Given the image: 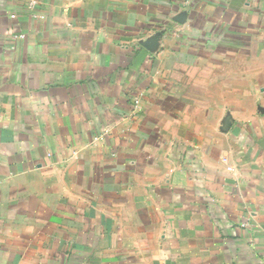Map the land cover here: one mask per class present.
Returning <instances> with one entry per match:
<instances>
[{
  "label": "crops",
  "instance_id": "crops-1",
  "mask_svg": "<svg viewBox=\"0 0 264 264\" xmlns=\"http://www.w3.org/2000/svg\"><path fill=\"white\" fill-rule=\"evenodd\" d=\"M0 264H264V0H0Z\"/></svg>",
  "mask_w": 264,
  "mask_h": 264
},
{
  "label": "built area",
  "instance_id": "built-area-1",
  "mask_svg": "<svg viewBox=\"0 0 264 264\" xmlns=\"http://www.w3.org/2000/svg\"><path fill=\"white\" fill-rule=\"evenodd\" d=\"M34 3H35V1H31V3H30V4H31V5H33Z\"/></svg>",
  "mask_w": 264,
  "mask_h": 264
}]
</instances>
